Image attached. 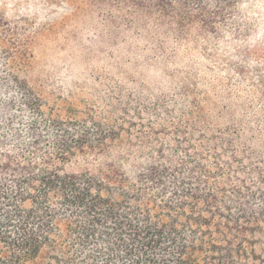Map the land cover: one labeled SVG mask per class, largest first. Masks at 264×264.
I'll return each mask as SVG.
<instances>
[{"label":"trees","instance_id":"16d2710c","mask_svg":"<svg viewBox=\"0 0 264 264\" xmlns=\"http://www.w3.org/2000/svg\"><path fill=\"white\" fill-rule=\"evenodd\" d=\"M256 1L93 0L56 67L0 14V264H264V84L213 59Z\"/></svg>","mask_w":264,"mask_h":264},{"label":"rangeland","instance_id":"374dc122","mask_svg":"<svg viewBox=\"0 0 264 264\" xmlns=\"http://www.w3.org/2000/svg\"><path fill=\"white\" fill-rule=\"evenodd\" d=\"M99 7V3L94 5L93 0H0V14L10 22L43 25L44 33L57 34L59 45L42 41L34 49L38 59L47 67L61 66L67 54L89 48L87 37L102 21ZM242 9L244 36L224 40L213 59L217 69H230L232 75L242 73L243 87H255L264 84V0L252 2ZM69 39L76 46L74 50L62 44L63 40ZM77 55L78 51L71 60L76 61ZM77 81L88 91L95 89V85L84 82L81 77L78 79L76 75L66 82L73 84Z\"/></svg>","mask_w":264,"mask_h":264}]
</instances>
